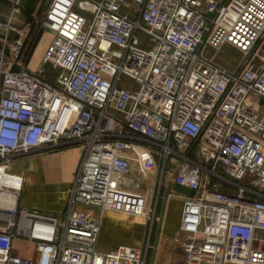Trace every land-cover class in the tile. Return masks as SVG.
I'll list each match as a JSON object with an SVG mask.
<instances>
[{
    "label": "built area",
    "instance_id": "obj_1",
    "mask_svg": "<svg viewBox=\"0 0 264 264\" xmlns=\"http://www.w3.org/2000/svg\"><path fill=\"white\" fill-rule=\"evenodd\" d=\"M37 1L29 20L24 0H0V264H147L151 243L101 250L102 218L159 219L172 157L194 190L172 237L185 264H264V0ZM226 45L234 68L210 53ZM71 147L65 216L21 205L16 159ZM143 151L151 196L116 177ZM20 239L36 257L12 252Z\"/></svg>",
    "mask_w": 264,
    "mask_h": 264
},
{
    "label": "crops",
    "instance_id": "obj_2",
    "mask_svg": "<svg viewBox=\"0 0 264 264\" xmlns=\"http://www.w3.org/2000/svg\"><path fill=\"white\" fill-rule=\"evenodd\" d=\"M47 43L42 45V51ZM81 159L82 150L79 147L39 149L16 159L18 164L14 169L17 166L25 168L24 173L15 172L22 180L18 193L20 204L64 217L70 198L68 189L75 181ZM135 168L136 165L126 176H116L118 184L151 196L153 181L148 182L151 175L146 177ZM161 194L157 211L159 219L154 222L135 214L105 212L102 218L101 250L111 251L121 245L146 249L151 243L147 264H185L182 248L178 252L167 248L170 239L180 234L183 197L175 193L168 195V192L165 197L163 192ZM93 212L102 216L98 209ZM155 234L157 237L153 242Z\"/></svg>",
    "mask_w": 264,
    "mask_h": 264
},
{
    "label": "rangeland",
    "instance_id": "obj_3",
    "mask_svg": "<svg viewBox=\"0 0 264 264\" xmlns=\"http://www.w3.org/2000/svg\"><path fill=\"white\" fill-rule=\"evenodd\" d=\"M50 36L48 34H43V37L40 39L39 43L37 44L35 51L33 52V56L30 60V68L35 69L37 68L38 64L41 61L43 51L41 49L42 45L45 44L46 42H49ZM211 55H215L217 57V60L226 65L229 66L230 68H234L235 64L238 62V60L241 58L242 53L236 49L232 48L229 45H226L223 47L221 50H213L210 52ZM17 163V162H16ZM133 163L137 164L136 167L141 171V173L144 174L146 170L149 173L155 172L157 169L158 165V159L154 156H152L151 153L148 151H143L140 156H137V158L133 159ZM175 163V158L172 157L171 163L169 165V168L167 170L166 174V181H165V186L163 188V195L164 197L166 196V192L168 193H175V194H180L182 197L186 194H182L178 192L175 188L174 185L176 183V174H177V169L176 166L174 165ZM13 172H18V173H24L25 168L17 166ZM161 176V175H160ZM155 176L151 175V178L149 177L148 182L152 180ZM162 178V176H161ZM147 185V184H143ZM172 185V186H170ZM161 207V206H159ZM158 211V209H157ZM159 215V212H158ZM157 235H154L153 242L155 241V238ZM167 248H171L172 252H178L179 251V245L178 243L171 238L170 242L167 246ZM12 252L15 254L20 255L21 257H36L38 252H36V247L35 244L28 240V239H20V240H15L13 244V249Z\"/></svg>",
    "mask_w": 264,
    "mask_h": 264
},
{
    "label": "trees",
    "instance_id": "obj_4",
    "mask_svg": "<svg viewBox=\"0 0 264 264\" xmlns=\"http://www.w3.org/2000/svg\"><path fill=\"white\" fill-rule=\"evenodd\" d=\"M37 5H38L37 0H24V2H23V15H24V17L31 20L32 15L35 13Z\"/></svg>",
    "mask_w": 264,
    "mask_h": 264
},
{
    "label": "water",
    "instance_id": "obj_5",
    "mask_svg": "<svg viewBox=\"0 0 264 264\" xmlns=\"http://www.w3.org/2000/svg\"><path fill=\"white\" fill-rule=\"evenodd\" d=\"M174 188L182 193V194H186L188 196H193L194 195V190L186 185H182L180 183H175Z\"/></svg>",
    "mask_w": 264,
    "mask_h": 264
},
{
    "label": "bare ground",
    "instance_id": "obj_6",
    "mask_svg": "<svg viewBox=\"0 0 264 264\" xmlns=\"http://www.w3.org/2000/svg\"><path fill=\"white\" fill-rule=\"evenodd\" d=\"M4 196V195H3Z\"/></svg>",
    "mask_w": 264,
    "mask_h": 264
}]
</instances>
